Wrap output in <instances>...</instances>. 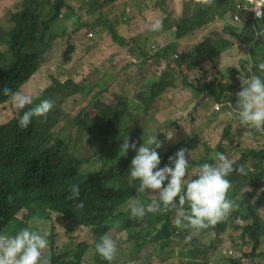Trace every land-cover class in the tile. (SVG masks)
Here are the masks:
<instances>
[{"label":"trees","instance_id":"1","mask_svg":"<svg viewBox=\"0 0 264 264\" xmlns=\"http://www.w3.org/2000/svg\"><path fill=\"white\" fill-rule=\"evenodd\" d=\"M21 9L9 15L10 27H0V123L4 116V123L0 124V231L9 234L10 228L15 230L23 226L24 221L42 220L48 221L51 215H55V223L69 230L86 229L94 240V255L90 260L84 256L89 247L86 242L77 245H67L62 255L55 256L50 253L51 264H155V258L161 264H209L208 253L212 248L204 240L207 229L196 231L190 228H177L173 224L176 211H162L149 213L143 219L133 217L130 205L139 200L144 204L150 203L151 190L144 193L137 191L139 181L130 177L129 170L135 150L129 149L126 156H120L119 149L122 139L128 135L130 143L135 142L137 148L151 135L146 127L124 126L129 120L127 105L124 97L116 98L115 104L96 107L92 118L83 121L79 116L69 121L61 133L54 136L52 129L57 120L50 115L45 120L33 117L27 128H21L18 124L19 115L23 111L35 106L33 103L25 109H9L10 98L3 93L8 87L13 91H22V87L28 83L33 74L44 62L45 55L51 50L52 41L56 38L52 28L61 15V10L70 11L69 4L64 0H18ZM114 0H106L105 3ZM82 6H89V10H97L93 6L94 0L85 2ZM242 0H223L214 6L217 13L208 7L204 11L185 6L182 18L176 23L175 37L193 32L215 18L222 19L225 26L221 34L206 36L195 48L181 53L173 52L177 59L175 66L179 74L183 76L185 84L193 90L200 99H210L220 103V99L229 93L236 83L235 75L245 76L243 71L232 66L228 74L220 75L217 82L213 80L206 86L200 84L202 79L196 76L194 71L207 73L206 67L217 63H203L210 59L205 54L208 46H219L224 42L222 34H226V46L223 51L235 47L245 50L246 56L256 65L264 59V42L257 38L256 33L263 27L264 19L254 20L247 13L236 10V5ZM104 5V2H102ZM236 18V20H234ZM116 38L115 35H113ZM173 45L164 47L165 53L172 52ZM262 52L257 53V50ZM218 56V55H216ZM162 59L166 58L163 54ZM66 62H69V54H66ZM185 64L186 69L180 65ZM194 78L188 82L187 77ZM176 79V78H175ZM155 90L149 93V101L156 99L167 89H174V80H168L166 75L159 76L153 81ZM80 89L78 84L54 82L44 93L49 97V92H75ZM27 94V93H26ZM30 95V94H29ZM119 105L122 106L121 109ZM56 108H54V114ZM11 116V117H10ZM127 117L125 120L123 119ZM220 118L224 121L226 130L235 126L240 134H246L254 138H264V131L250 129L239 122L237 114L229 112L228 107L221 110ZM136 128L132 132V128ZM74 129L77 133L95 130L98 142L92 148L91 158L78 155L73 152L79 149L69 141ZM109 129V132L106 130ZM123 131V134H120ZM95 136V134H93ZM225 133L222 139L226 138ZM96 137V136H95ZM160 137H162L160 135ZM109 150H106V147ZM198 146L195 138L180 140L177 144L164 151L157 149L161 163L158 168L169 165V157L181 148L194 151ZM229 159L235 161L232 156L223 152ZM220 153V152H219ZM91 159L100 163V169L96 171H81L80 167L85 160ZM189 159V156H188ZM203 163H215L213 158L200 160L194 167L189 162L188 176L195 178L199 167ZM245 166L243 174L233 172L227 179L234 184L232 194L238 198L237 209L230 220L229 227L240 230L244 243L251 246L250 256L261 258L264 261V252H255L264 238V218H260L258 212L264 205V149L247 150L235 161L234 167ZM167 182H165L166 185ZM76 184L80 188L78 200H69L71 195L70 186ZM260 190L259 195L256 192ZM255 198V200H254ZM79 201H83V208L76 207ZM187 208V205H185ZM24 211L23 221L18 220L16 215ZM240 220L242 224H234ZM112 230L122 232L125 236V247L116 243L117 253L115 258L118 262L106 261L96 252V244L100 238L108 234L114 240ZM223 228L215 231L222 232ZM197 235V236H191ZM48 248L52 247L53 239L50 235ZM68 259H67V258Z\"/></svg>","mask_w":264,"mask_h":264},{"label":"rangeland","instance_id":"2","mask_svg":"<svg viewBox=\"0 0 264 264\" xmlns=\"http://www.w3.org/2000/svg\"><path fill=\"white\" fill-rule=\"evenodd\" d=\"M66 1L70 11L63 10L53 25L52 31L56 39L52 43L51 50L45 55L40 69L22 87V92L36 97L42 95L54 82L74 83L80 86V89L75 92H51L58 106L57 117L59 118L53 129L54 133L63 130L67 121L78 115L82 120L86 116L91 117L95 106L113 105L116 98L124 97L130 116L124 126L131 127L135 124L136 127L149 128L151 135L157 134V139L162 142L161 148L164 151L173 148L180 140L195 138L198 141L197 148L189 153L191 167H194L200 160L215 157L220 152L218 147L230 154L235 161L239 160L241 154L247 150L264 149V138L240 134L235 126L226 130L225 123L219 116L220 111L214 110L215 105H218L219 110L224 109L221 107L224 103H228L234 112L238 109L236 93L241 90L240 76H234L236 83L229 92L230 95L225 94L220 99V103H217L210 99H200L193 90L186 86L183 76L179 74L174 64L177 63V59L172 55L173 52L181 53L187 49H193L206 36L221 34L225 26L218 15H215V18L210 19L198 31L182 34L173 40V36H169V31L165 26L172 25L181 17L185 5L199 7L189 0H117L106 5H102L104 0H94L93 6H98V9L91 11H88L89 6H82V0ZM219 1L211 5L216 13L214 5ZM18 9L19 4L15 0H0V27L8 29L10 27L9 14ZM152 10L159 11L147 21L145 16ZM161 14L165 16L163 28L160 31H152V22ZM111 29L119 36L125 35L127 38L135 36L138 38L137 47L148 53L155 54L160 46L164 47L171 42L172 52L167 53L168 58L165 61L135 58L133 62L126 52H120V45L114 42L110 34ZM89 33L92 34V38L87 36ZM222 36L224 39L222 44L211 45L205 49V54L210 59L203 62L217 63L218 67L214 65L213 68L206 67V74L194 71L196 76L202 79L200 83L202 86L203 81L206 82V86L213 83V80L217 82L216 79L220 75L228 74L233 65L241 69L244 75L254 73L259 69L246 56L245 50L233 47L228 51H223L227 40L226 34ZM70 49V60L66 62L65 52ZM256 52L262 51L258 49ZM262 53L264 54V51ZM260 62H264V59ZM180 67L181 69L187 68L185 64H181ZM161 75H166L168 80H174L176 87L165 90L156 99L149 101L147 96L151 92L150 84ZM193 78L194 76L190 75L187 81L190 82ZM121 107L119 105L120 109ZM13 108L14 105L9 103L11 112ZM3 118L5 119L0 124L10 119H6L5 116ZM126 118L124 116L123 119ZM135 130L137 129L133 127L131 131ZM106 131L109 132V129ZM169 133H173L172 140L166 139ZM225 133H227L226 138L222 139ZM93 134L94 132L90 131L88 136L92 148L98 142ZM120 134H123V131H120ZM71 139L79 149L78 153H72L74 157L92 156V148L87 144L85 134L75 135L73 133ZM105 149L109 150V147ZM99 166L98 163L90 161L82 168L83 170H96ZM262 190H264V185ZM259 192L260 190L256 192V195H259ZM146 195L147 197L152 196L149 193ZM258 214L264 218V205ZM21 216L20 213L18 218ZM54 217L55 215H52L53 219L49 223L34 220L26 224V226L42 228L52 236V247L46 254L52 253L59 256L65 252L67 245H77L85 241L89 247L86 258L90 260L94 255V240L89 231L79 228L71 231L57 223L53 224ZM111 233L116 243L124 249V233L115 230ZM205 239L215 246L209 257L210 264H263V261L257 258L245 256L251 252V248L244 244L240 231L227 228L217 236L214 232H209ZM259 251H264V238H261ZM116 261L118 262L117 257ZM122 261L124 260L121 259L118 264H122ZM124 264L133 263L125 261ZM155 264H161L157 258H155Z\"/></svg>","mask_w":264,"mask_h":264},{"label":"clouds","instance_id":"3","mask_svg":"<svg viewBox=\"0 0 264 264\" xmlns=\"http://www.w3.org/2000/svg\"><path fill=\"white\" fill-rule=\"evenodd\" d=\"M15 1L19 4V9L16 11H19L21 9L20 2L18 0ZM64 1L68 5L67 1ZM105 1L106 0L103 1L104 5L113 3L117 0L109 3H105ZM196 1L197 0H189V2L193 4H196ZM217 1L219 0H198V3L203 6L211 7V5ZM221 2H223V0L219 1L216 5L220 4ZM239 4H243V0L242 3ZM187 5L191 7L190 4ZM65 9L66 8H63L61 12ZM262 9H264V0H260L258 6L252 9L255 12L256 18H254L251 14L249 15H251L254 20L261 21L262 19H264V10ZM158 11L159 10H152L149 14H146L145 17L147 21L151 17L156 15ZM184 12L185 7L183 14ZM240 12L247 13L245 11ZM183 14L172 25L165 26V28L169 31V36H173V40L176 38L175 25L182 18ZM148 15L149 17H147ZM164 19V14H161L159 18L154 19L151 24V30L160 31L163 28ZM234 20H236V18H234ZM220 21L223 23L222 19H220ZM198 30L199 29L195 31ZM110 34L114 42L120 45V51L124 50V52L122 53L126 52L128 54V57L131 58L133 62H135V58L144 60L155 59L158 61H165L168 58L167 53H165L164 51L165 46H160L158 52H156L155 54H151L137 47L138 38H136L135 36H129V38H127V36L125 35L119 36L112 29L110 30ZM113 35H115L116 38H114ZM256 35L258 39L264 42V25L256 33ZM87 36L89 38H92L91 33H89ZM55 39L52 41V43L55 41ZM169 44H172V42ZM69 53H71V49L65 52V59L66 54ZM163 54L166 55L165 59H162L160 57ZM257 66L259 69L256 72L245 75L246 77L250 78H245L242 76L239 77L241 90L236 93L238 99V109L235 112L232 111L228 103L222 104L221 107H228L230 113L237 114L239 122L242 125L250 129H255L257 131H264V62L259 63V65L255 64V67ZM154 84V82L150 84L151 92L155 90ZM51 92H49V97H44V93L42 95H38L35 101V106L29 108L27 111H23V114L19 115V110L25 109L28 105H31L33 103L34 97L22 91H13L8 87H5L3 89V93L10 98L11 103L18 110V124L21 128H27L31 123L33 117L45 120L48 116L52 115L55 117L58 123V106L56 105L55 99L51 95ZM96 107L102 106H95L94 113ZM54 108H56L55 114ZM214 110L221 112L218 105L214 106ZM93 115L91 117L86 116L83 121H87L88 119L92 118ZM78 116L82 120L81 116ZM71 120H68L67 123ZM53 129L52 133L54 134V136H57L59 133L64 131L63 129L58 133H54ZM92 131L94 132L96 138L99 139L96 135L95 130ZM73 133H75V135L85 134L87 137L86 142L91 147L90 141L88 140L89 134L86 132L77 133V129L73 130L69 138V141L72 144L76 146L75 142H73L71 139ZM166 139L172 140L173 133H169L166 136ZM129 141L130 137L128 135H126L122 139L119 154L120 156H126L129 149L135 150L136 154L132 158L130 164V177L134 181H139V185L137 188L138 192L144 193L146 192V190H151V193L153 194L150 203L144 204L139 200L133 201L131 203L130 212L133 217L143 219L145 215L149 213H158L174 209L176 211V214L173 220V224L177 228H190L196 231L207 229L205 236L209 232H214V235L217 236L218 234L223 233L227 228L232 231H240L233 230L231 227H229L230 220L238 207V198L232 194L234 184H232L230 180L227 179V177L234 171L243 174L245 171L244 165L234 167L235 161L229 159L224 153H221L220 151V153L218 152L214 157L215 163H203L199 167L195 178H189L188 149H179L174 154V156H170L168 158L169 165L158 168L161 163V158L157 149L162 147V142L157 139V134L149 136L146 141L142 143L138 148L135 142L130 143ZM93 146H95V144ZM90 161L92 163H97L89 159L82 164L80 170L96 171L100 169L101 164L98 163L100 166L96 170H83V165ZM165 182H167L166 185ZM69 191L71 193V195L68 197L69 200L79 199L80 188L78 185H71ZM185 205H187V208H185ZM83 206V201H79V203H77L76 205V207L78 208H83ZM20 213L23 216L25 212H19L16 215V218L20 221H23L22 216L21 218H18V215ZM52 219L53 218L51 215V218L48 221H42L38 219L34 220L40 221L42 223H49ZM34 220L24 221L23 226L18 230H15V228H10L9 234L0 231V264H51L50 255L45 253V249L48 248L50 235L46 230L42 228L26 226L27 222ZM52 223H55V217ZM234 224H242V222L240 220H237ZM220 228H223V231L216 234L215 231ZM205 236L204 240L206 241ZM207 243L212 245L207 258L209 263L211 251L215 249V246L212 242ZM259 248L255 252V254L258 252H264L259 251ZM96 252L104 260L114 262L116 260L115 256L117 253L116 241L108 234L103 235L100 238V241L96 244ZM251 252L249 254H246L245 256L257 258L263 261L261 258L250 256ZM84 258L88 261L86 255L84 256ZM81 264L85 263L82 262Z\"/></svg>","mask_w":264,"mask_h":264},{"label":"built area","instance_id":"4","mask_svg":"<svg viewBox=\"0 0 264 264\" xmlns=\"http://www.w3.org/2000/svg\"><path fill=\"white\" fill-rule=\"evenodd\" d=\"M259 3L260 0H243V4H237L236 9L238 11H245L248 14H251L254 18H256L255 12L252 9L256 8Z\"/></svg>","mask_w":264,"mask_h":264},{"label":"crops","instance_id":"5","mask_svg":"<svg viewBox=\"0 0 264 264\" xmlns=\"http://www.w3.org/2000/svg\"><path fill=\"white\" fill-rule=\"evenodd\" d=\"M195 5H198L199 7H193V8L198 9L199 11H204L208 8V6H203L200 3H198V0L196 1ZM152 13H154V12H152ZM147 17H149V15ZM120 52H124V50H122Z\"/></svg>","mask_w":264,"mask_h":264}]
</instances>
